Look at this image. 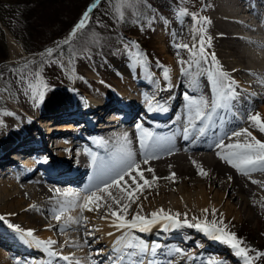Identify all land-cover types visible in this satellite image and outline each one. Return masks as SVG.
<instances>
[{"label": "bare ground", "instance_id": "6f19581e", "mask_svg": "<svg viewBox=\"0 0 264 264\" xmlns=\"http://www.w3.org/2000/svg\"><path fill=\"white\" fill-rule=\"evenodd\" d=\"M196 1L200 3L202 0ZM214 1L215 3L213 2L214 4L210 6L208 11V20L210 22L207 23L206 28L209 31L203 30L201 34L209 41L206 45L207 51L210 54H215L216 63L221 66L223 71L229 74L232 80H237L236 83L242 81V72L250 75V79L253 80L249 85L239 86L236 84V94L238 95L237 92L243 94L244 91H248L244 101H242L244 114L259 113L264 118V105H260L259 109L255 110L253 107L257 102V97H252L249 93V87H257L260 88L261 97H264V74L257 70L256 67H247L245 66L246 64L244 66L241 64L242 61L249 58L253 64L264 66V53L258 52L255 48L257 45L251 39L242 38L238 35L239 33H236V29H240L243 26V22L235 20L236 14L229 12L227 8L223 7L224 1H228L235 11L239 9V12H236L238 15L240 14L245 20H249L250 17L247 18V16L252 10H257L264 17V0ZM254 4L257 8L254 7ZM186 6L189 8V3ZM9 39L12 40V37L9 36ZM11 42H13L10 45L11 51L20 49L16 42L13 40ZM242 42L251 46V50L241 46ZM261 48L264 49V45ZM204 65V67L201 64L198 66L193 65L191 69H188V72L179 74L177 68L173 67L172 60L167 58L166 63L161 65L162 68L167 67L169 70V79L167 81L163 79V70L159 69L160 72L155 73L153 78L144 70L146 67L142 66L139 78L126 77L120 82H114L116 86L109 84L104 79L102 81L96 72H90L88 75L91 77L90 82H96L92 80L95 77L94 79L99 81V83H95L97 85H94L93 90H91L92 88L90 89L91 96L88 100L81 101L72 96L70 101V95L64 94L60 97L62 95L60 92L48 91V97L57 95V98H66L70 102H67L66 105L58 110L61 112L51 113L52 110H48L47 107V110H45L46 118L41 120L40 123L34 120L41 116L29 118L28 125L35 122V129L26 128L28 125L26 124L27 126H25L24 120L20 119L7 127L6 131L1 132L0 175H6L11 172V174H15L12 176L14 178H16L17 174L20 178L32 179L33 182L27 183L25 189L32 191L33 197L30 201H25V190L12 192V183L9 184L0 179V217H3L0 220V244L5 246L10 252L14 251L22 255H28L35 251L49 255L42 247H36L31 243H26L25 239H21L20 234L10 227L6 220L8 218V216L4 215V212H8L6 209L18 212L22 209L25 211L34 210L36 206L37 208L39 206L49 215H52L54 210L57 209L58 203L67 206L75 200L74 195L69 194L64 189L69 187L66 186L67 183H72L80 189L77 193L84 195L85 193L81 191L95 184L92 179L85 184L82 183V178L87 174L88 167L94 166L93 156H96L98 161L101 159L107 161L119 147V144L124 141L125 136L130 142V148L135 154V159L138 162L141 161L144 150L139 146L140 132L136 127L137 124H142L143 128L152 131L156 136L171 138L167 148L171 149L172 154H167L165 149H158L157 155L159 158L151 160L150 165H142V167L151 166L155 169V175L161 178L168 177L170 172H175L176 180L173 182L169 179H160L151 189H146L140 195L138 201L139 204L143 205L142 211L137 207V204H133L128 214L129 219L137 211H141L142 215H147L163 207L166 210H170L173 214L179 212L181 214L178 218L180 221L185 218L184 213H187L189 218L198 217L202 220V217L205 216L202 210L207 208L209 209L207 215L214 219H220L222 216L223 223L231 224L242 218V214L247 211V206L254 205L256 207L257 200L264 204V167L258 166L257 170H246L245 173L247 175L245 176V173H241L231 167L216 155L218 149L214 147L215 141L219 137H223L226 132L230 133V131L242 129L243 127L239 122L241 116L235 117L236 115L233 114V111L221 110L220 115L224 117L222 125L217 121L207 130L206 135L203 137L195 139L190 137L186 141L182 136V128L187 123L185 93L197 98L203 96L208 100L214 97V92L207 76V71L211 68V64L204 63ZM1 67L2 65L0 70ZM159 76H161V80ZM179 87L184 93L182 96L179 95ZM150 101L152 102L153 111L148 110ZM240 104H237V107L240 108ZM160 107L167 108V111L157 110ZM137 110H141V115L145 114L146 117L138 115ZM238 111L239 109L235 113L238 114ZM106 113L110 114L112 118L107 120ZM135 117H139L138 121L130 123ZM49 120L56 122H50ZM120 123H123L124 126L122 128L116 127ZM68 128L72 129L66 130ZM193 135L195 136L196 134L193 133ZM75 137L82 138L83 142L79 143L80 146L73 144V138ZM239 139L241 141L246 140L245 136H241ZM226 142L229 141L226 140ZM43 155H45V161L41 159ZM26 156L28 161H26ZM193 160L197 161L208 172L207 176L198 174V169L192 163ZM32 164L39 167L43 164L44 169L36 176H33L30 171L31 168L28 166ZM24 165L27 168H24ZM170 165L171 168H169ZM145 175L150 179L152 173L145 172ZM229 176L231 180L228 179ZM194 179L196 181H193ZM178 181L182 182V189L176 188L175 183ZM172 190L177 193L171 195L170 191ZM56 191L62 192V195L56 196ZM113 192L116 194V190H113ZM63 198L66 199L63 200ZM57 200L60 201L57 202ZM66 200H68L67 203L64 202ZM213 208L217 210L216 216L211 214ZM106 211V208H101L99 211L85 210L83 216L87 218V223L83 225L73 223L70 227L89 226L92 229L91 222L88 220L96 222L97 225L95 226L94 224L93 230H97L96 233L100 234L96 235V240L100 242L106 241L105 244L109 246L111 254L115 255L112 251L113 243L122 233L111 226V218H101ZM79 215V208H73L70 212L64 214L60 223L54 218L56 221L54 226L57 228L60 226L68 227L64 224L67 217H77ZM32 224L33 222L28 223L30 227ZM181 226L165 228L162 223H158L152 226L149 232L135 231V235L142 238L149 245L153 242L158 244L155 253L149 252L148 255L143 257L145 264H148L149 261L151 264H211L212 261H219L221 264H239V261H236L237 263L225 262L228 257L227 254L224 257L222 255L218 260L205 259L208 252L212 250L217 252L225 251V248L221 243L213 239H208V242L202 234L194 237L195 235L190 233L192 232L190 230L194 228L188 225ZM46 228V230H42L38 234L34 232V235L41 240L47 238L55 239L50 231L52 227L50 229ZM128 231L132 232L134 230L129 229ZM109 233H113V235H109ZM192 233L194 234V232ZM197 238L199 239L200 249L195 251V253L189 254L186 251H189V249L194 251L193 248ZM64 244L84 246L86 241L71 240V242ZM177 249L183 251L178 252L176 251ZM55 250L64 256L68 251H63V248H56ZM103 251L101 250V252ZM91 253L93 252L91 251ZM75 255H78V257L86 256L85 247L80 249ZM57 256L59 257L60 255ZM94 259L95 257H91L90 260L93 261ZM34 260L37 259L34 258ZM44 262L46 263L47 261L42 260L41 263ZM0 264H8L7 257L1 251Z\"/></svg>", "mask_w": 264, "mask_h": 264}, {"label": "rangeland", "instance_id": "374dc122", "mask_svg": "<svg viewBox=\"0 0 264 264\" xmlns=\"http://www.w3.org/2000/svg\"><path fill=\"white\" fill-rule=\"evenodd\" d=\"M30 1L33 2L32 5L36 8L37 10L36 12H38L39 9L42 7L41 2L43 0H30ZM44 1H45V4L50 7V12H49L50 14H54L55 10L53 9L58 8L60 6V3H58V0H44ZM155 1H156V5L155 6L152 5L151 14L149 15L144 14V19H142V21L140 22V25L136 26V28L133 29V31H130L132 32V34H127V36L131 37L129 39L130 44L132 42H135L136 48L141 53L145 54L146 59H147V64L142 65V66L146 67L144 68V70L147 71L153 78H154L155 73L160 72L159 69L161 71L163 70L161 65L163 63H166L167 58H170L172 60L173 67L177 68V70L179 71V74L185 73V72H182V68H184L186 72H188V69H189L188 62H192L193 58L189 54L188 49H183V48L177 49L175 45L177 43L188 44V45L198 44V41L202 34V31H200V29L208 30L206 26L208 25L207 23H209L210 21L208 20V22H205L201 20L198 23L195 22L196 23L195 24L191 13H196L199 17L202 16V17L208 18V11L210 10V6H212V4L215 3V1L214 0H202L201 1L202 4H200L201 2L198 3L196 0H155ZM188 3L190 5L189 8L186 6ZM12 4H15V5H10L9 3H7V0H3V2L0 3V13H1L0 15V42L7 49L8 54L6 58L9 59L11 62L9 63V65L18 66L17 68L18 71H16V75L18 76L20 73V70L24 69V65L27 61H36L37 59H39L40 53L45 52L46 49L49 47H55L56 44L66 39L69 31H67V33L63 34L61 37H58L57 39H55L51 44L46 45L44 47L45 49L43 48H42L43 50L35 49L33 47V44L37 45V41L39 42L43 38L46 39L47 37L50 38L52 37L53 34L51 35L50 28H48L45 25V21L42 22L45 26L41 27L40 30H34V32H32L31 27H29V29L27 28L29 25H31L35 21H38V19L44 18L46 20L50 15L48 17L45 15L46 18L42 15H35L30 18V22H29L30 24L27 25V20L25 21L24 17L31 16L32 14L31 13L27 14V11L25 10H24V16L21 14V11L26 6V3L22 2L19 5L16 3H12ZM125 6H127V4L124 3V0H107L104 3H103V0L102 1L99 0V3L97 4V6L93 9L95 10L99 8L100 10L96 11L95 13L94 19L92 21L94 25L93 27L94 30H92L91 33H97V34L98 33H109V32H112V29L114 28L117 29L116 27L118 24L113 25L111 21L114 18L116 19V17L118 18L117 11L121 13L119 15L124 14L122 13V10ZM86 7L80 13L79 15L80 17L82 13L87 9ZM223 7L227 8V6L224 4H223ZM72 9L74 8L66 10V13H68L69 18L61 20L59 23H57L54 26L55 29L57 28H59L60 30L65 29L66 25L68 24V20L70 19L73 20L77 17V13L80 9V6L76 8V11L74 13H71ZM115 9H117V11ZM184 9H187L189 14L185 16H180L179 13ZM92 13L91 15H94L93 11ZM117 32H118V29H117ZM39 33H42V35H39ZM29 35L30 36L35 35L36 39L34 41L30 40ZM9 36H11L12 40L16 42V44L19 45L20 49L13 50V51L10 50L11 49L10 45H12L13 42H11L12 40L9 39ZM59 39H63V40L59 42ZM81 39H83V37L79 38V40ZM104 42L105 40L103 41V43ZM112 44L117 49L116 52H113L107 49L105 47V44L100 49L103 53H107L109 55V57L107 56V58L104 57L103 55L96 54L94 52H89V51H83L78 56L75 57L69 52L68 48H66V46L64 45L63 51L65 55L61 58L64 64V67L61 66V62L59 61L55 63L46 62V61H50V58L45 56V58H47V60L46 59L43 60V62L45 63V68L39 70L41 72L42 80L47 85L46 89L44 90L45 95H44V99L42 102L38 100V97L34 99L32 93L28 91L27 85H22L17 80V76L15 77L10 76V79L7 82H5L3 78H0V110H1L0 111L1 112L0 114V133L6 131L7 127H9L10 125H13L15 121H18L20 119H23L25 126H27L29 118L34 117V116H41L37 118L36 120H34L40 123L41 120L46 118L45 110H47V107H48V110H52L51 113L61 112L58 110L62 106L66 105L67 102H70L72 96L81 101L88 100V98L91 96L90 89L92 88L91 90H93L94 85H97L99 83V81L94 79L95 77L92 80L96 82H92V83L90 82L91 77L88 76L90 72H96L101 77L100 79L102 81L106 80L109 84L111 83L114 86H116L114 82L115 83L120 82L126 77L139 78L140 69L142 66H137V65H134L133 63H130V57L127 51L125 50L124 44H121L120 42H117L114 40H112ZM69 57H71V61H69ZM181 59L185 61V64L182 65L180 63ZM249 61L250 59L247 58L245 59V61H242L241 64H243L244 66L245 64L248 65L252 63L251 61L250 62ZM201 65L202 67L205 66L203 62L201 63ZM25 71H30V70L25 69ZM0 74H1V70H0ZM241 74H242L243 79L241 82L238 81V83L236 84H238L239 86L249 85L253 79H250V75L245 72H242ZM160 77L161 76H159V78ZM100 84L103 85L102 82H100ZM4 89H7V91H4ZM52 90L55 92L56 91L60 92V94H62L60 97H62L64 94L70 95V98H69L70 101L66 98L65 99L60 98V97L57 98V95L48 97L47 92L52 91ZM179 90H180V87H179ZM55 92H51V93H55ZM244 92L243 94L241 92H237L238 93L237 100L233 101V107L231 111H233V114L236 115L235 117L241 116L239 118V122L243 128H247L252 133L253 136L255 135L254 137H256L257 139L261 141H264V132H260L258 127L254 126L252 122L248 120L247 117L249 116V114L247 115V113L244 114L243 112L244 107H243L242 101H244L246 94H248V91H244ZM249 93L251 94L252 97H255V98L257 97L256 98L257 102L254 104L253 108H255V110L256 109L258 110L260 105H264V99H263L264 97H261L262 94L260 93V88L249 87ZM183 94H184L183 91L180 90L179 95L182 96ZM236 102L237 104L241 103L240 108L237 107V104L234 105V103ZM237 109H239L238 114L235 113L237 112ZM137 111H138V115L146 117L145 114L141 115L142 114L141 110H137ZM56 114H59V113H56ZM138 119L139 117H135L130 121V123L137 122ZM262 120H264L263 117H262ZM49 121L56 122L53 120H49ZM117 126L122 128L124 125L123 123H120L119 125L117 124L116 127ZM26 128L35 129V122H32ZM245 139L247 140L249 138L245 136ZM81 142H83L82 138L80 137L73 138V144L75 143L76 146H80L79 143ZM27 156L25 158H27ZM37 157H39V155H37ZM41 157H42L41 158L42 161H45V155ZM26 161H28V158ZM28 166L31 168L30 171L33 173V176H36L37 174H39V172H41L42 169H44L43 164H41V167L36 166L35 164L28 165ZM24 168H27V166L24 165ZM14 175L15 174H11L10 172L9 174H6V175L5 174L0 175V179L8 182L9 184L12 183V186H11L12 192H19L21 190H25V198H26L25 201H30L31 198L33 197V193L32 191H29L28 189H25V188L27 187V183H32L33 180L26 179V178H20L17 174L15 176L16 178H14L12 177ZM246 175L247 173H245V176ZM193 181H196V180L194 179ZM175 186L177 189H182V182H179V181L176 182ZM64 189L65 191H68L69 194H77V191H80V189L75 186L65 187ZM61 190L63 189L61 188ZM56 192H57L56 196L62 195V192L61 193L60 191H56ZM81 192L85 193V190ZM176 193L177 192L174 190L170 191L171 195H174ZM64 199L66 198H63V200ZM59 201L60 200H57V202ZM64 202L67 203L68 200ZM239 203L241 206H243L241 202ZM261 204H262L261 201L257 200L256 207L254 205L247 206V209H246L247 211L245 212L246 214L245 213L242 214V218L234 221L231 224L224 223V225L227 226V230L231 232H235L237 236L241 240L244 241V244L246 246L252 249L264 252V208H263L264 204L262 205ZM6 210L8 212H4V215L8 216V218L7 219L5 218V219L8 221L10 225H18L21 229H24V230L33 229L36 234H38L42 230L43 231L46 230L47 229L46 227H48L49 229L50 227H52L50 231L53 235L52 237L55 238L52 240H55L57 243L52 245L51 249L55 250L56 248H59V249L63 248V251L68 250L65 256L70 257L69 261H64L63 259H61L60 256L59 257L51 256V255L38 252V251L31 252L28 255H22L21 253L14 252V251L10 252L5 246L0 244V251L2 254H4L7 257L8 264H112L111 258L114 255L111 254L109 246L105 244L106 241L100 242L96 240L97 239L96 235L99 234V233H96L97 230L93 231V227L97 225L96 222H93L92 220H88L93 224L92 225L90 223V225L92 226V229L89 226H83V227H63V226L61 227L60 226L57 228L54 226L56 225L55 224L56 221L54 220V213L52 215H49L42 207L38 206L37 208L36 206L34 210L25 211L24 209H22L21 211H18V212H12L11 210H8V208ZM98 217H100V215H98ZM187 218L190 223L196 222L193 218H189V217ZM211 218L214 219L211 216H209L208 219L212 220ZM183 220L184 218L181 220L182 221L181 227H183L184 225ZM29 222L30 223L33 222L31 227L28 225ZM190 231L194 232V234L190 232L191 235H195L194 237H196L198 234L200 235L202 234V236L205 237L208 242H209L208 239H213L221 243V245L225 248V251L221 250L217 252L216 250H212L208 252V255H206L205 259L218 260L220 259L219 257H221L222 255L224 257V255L227 254L228 257L226 258L225 262L239 261V264H244L243 259L241 257H237L234 254L235 250L232 249L229 245L214 239L213 237L205 234L204 232L196 228L191 229ZM90 232H93V236L92 234L91 235L88 234ZM71 240L86 241V244L84 246L83 245L71 246V245L64 244V243L71 242ZM198 240H199L198 238L195 240V246L193 248L194 251L189 249V251H186V252H188L189 254H192V253H195V251H197L198 249H200ZM84 247H85L86 256H83V257H78V255L76 256L75 253H77L80 249H83ZM101 250H104V251L101 252ZM91 251L93 253H91ZM222 251L224 252L222 253ZM88 252L89 254L87 255ZM250 254L255 255V252L250 253ZM91 257H95V259L92 261L90 260ZM34 258H36L37 260L33 261ZM42 260L47 261V262L41 263ZM49 261H51V263H49ZM254 264H264V257L257 258L254 261Z\"/></svg>", "mask_w": 264, "mask_h": 264}, {"label": "snow or ice", "instance_id": "6c2138e0", "mask_svg": "<svg viewBox=\"0 0 264 264\" xmlns=\"http://www.w3.org/2000/svg\"><path fill=\"white\" fill-rule=\"evenodd\" d=\"M98 2L99 0H94L82 13L81 18L73 26L68 38L56 44L55 47H49L45 52L40 53L41 57L47 56L50 58V61L46 62L55 63L59 61L61 62V66L64 67L61 59L65 55L63 45H68L71 38L75 37L80 30L86 27L91 13ZM124 3L135 4L136 0H124ZM179 14L180 16H185L189 13L187 9H184ZM191 15L194 22L198 23L201 20L208 22L207 17H199L196 13H191ZM200 31H203V29H200ZM208 43L209 41L201 35L198 44L188 45L177 43L175 45L177 49L183 48L189 50V54L193 57V61L188 62L189 69L194 64L198 66L202 62L212 65L207 71V76L214 92V97L208 100L203 96L197 98L185 93V99L187 101L185 105L187 123L182 128V136L186 141L190 137L195 139L205 136L207 130L217 121L222 125L224 117L220 115V111L225 109L231 111L233 101L237 99L236 81L232 80L229 74L223 71L221 66L216 63L215 54L208 53L206 49ZM124 47L130 57V63L137 66L147 64L145 54L136 48L135 42ZM69 61H71V57H69ZM33 62L27 61L25 63L24 69H21L17 76V80L22 85H27L28 91L32 93L34 99L38 97V100L42 102L45 95L44 90L47 85L41 78V72L36 71L33 73L25 71L28 65ZM180 63L183 65L185 61L181 59ZM182 72H186V70L182 68ZM0 78H2V74H0ZM163 79L165 81L169 79V70L167 67H163ZM4 91H7V89H4ZM148 110H154L151 101L149 102ZM157 110L167 111V108L160 107ZM247 118L254 126L258 127L260 132H264V120H262L259 113L249 115ZM136 127L140 132L139 146L144 150L141 161L138 162L135 159V154L130 148V142L127 140V136H125L124 141L119 144V147H117L116 151L112 153L107 161L102 159L98 161L97 157L93 156V164L98 169V173L95 176L97 182L88 189H85L84 195L78 193L72 194L75 197L74 201L70 202L67 206L58 203L57 209L54 210V218L60 223L66 212H70L73 208H79V216H68L67 220L64 221V224L70 227L73 223L76 225L87 223V218L83 216L85 210L99 211L101 208H106L107 211L101 218H111V226L122 233L113 243L112 251L115 255L111 258L112 264H145L143 257L148 255L149 252H156L158 244L153 242L149 245L142 238L136 236L135 231L149 232L152 226L158 223H162V226L165 228L181 226V221L178 219L181 214L179 212L173 214L170 210H166L163 207L147 215L141 214L143 205L138 203L140 195L146 189H151L160 179H169L175 182L176 173L170 172L168 177L161 178L155 175V169L151 166L146 168L142 167V165H150L151 160L159 158L157 155L158 149H165L167 154L171 155V149L167 148V145L171 142V138L156 136L152 131L143 128L142 124H137ZM193 133L196 135L194 136ZM241 136H246L249 139L241 141L239 139ZM226 140L229 142H226ZM99 142L104 143L103 141ZM214 147L218 149L216 155L221 160L241 173H245L246 170H257L258 166L264 167V141L254 137L247 128H242L239 131L233 130L230 133L226 132L223 137H219L215 141ZM192 163L198 169L199 175H208V172L197 161L193 160ZM169 168H171V165ZM145 172L152 173L150 179L145 175ZM228 179L231 180V177L229 176ZM253 182L255 183V181ZM113 190H116V194H114ZM133 204H137V207L141 211L133 213L129 219L128 214ZM202 211L205 213L204 218L201 220L198 217H193L196 221L195 223H190L187 218L188 214L184 213L185 218L183 224L196 228L214 239L229 245L235 250L234 254L243 259L244 264H254L257 258L264 257V252L246 246L244 241L235 232L227 230L222 216L220 219L209 220L207 215L209 209L205 208ZM211 214L212 216H216L217 210L213 208ZM2 219L3 217H0V220ZM10 227L14 228L20 234L21 239H25L26 243H31L36 247H42L51 256L60 255L64 261L70 260L69 256L61 255L51 249V246L57 243L55 240L51 238L41 240L34 235L33 229L24 230L18 225H10ZM129 229L134 231L129 232ZM91 234L92 232L89 233V235ZM109 235H113V233H109ZM176 251L182 252L183 250L177 249ZM253 252H255V255L250 254ZM148 264H151V262L149 261ZM211 264H221V262L212 261Z\"/></svg>", "mask_w": 264, "mask_h": 264}, {"label": "trees", "instance_id": "16d2710c", "mask_svg": "<svg viewBox=\"0 0 264 264\" xmlns=\"http://www.w3.org/2000/svg\"><path fill=\"white\" fill-rule=\"evenodd\" d=\"M91 0H58V3H60V6L58 8H55L54 14H50V7L45 4V1L43 0L41 2L42 7L39 9L38 12H36V8L32 5V1L30 0H7V3L10 5H15L12 3L20 4V3H26V6L23 8L21 11V14L24 16V10L27 11L28 13H31V16H25V21L27 20V25L30 23V18L35 16V15H42L45 17V15L49 17L45 20L44 18L38 19V21H35L31 25L28 26L31 27L32 32L34 30H40L41 27H44L45 25L50 28V33L52 37H47L46 39L43 38L39 42L37 41V45L33 44V47L35 49H42L46 45L51 44L55 39L58 37H61L63 34L67 33L69 29L73 26V24L79 19L80 13L83 11V9L87 6V4ZM102 1V0H101ZM107 0H103V3L106 2ZM3 2V0H0V3ZM199 3V2H198ZM17 5V6H18ZM152 5H156L155 0H136L135 4H127L122 10L123 15L120 12L117 11L118 13V18H114L111 23L118 24L117 29H112V32L109 33H91L94 27L93 25V19L95 16L96 11L100 10L99 8L93 10L94 15H91L90 20L88 21L86 27L82 30H80L75 37H72L70 40V43L68 45H65L66 48H68L69 52L74 55L75 57L78 56L81 52L83 51H89V52H94L96 54L103 55L104 57L107 58L109 55L107 53H103L100 49L102 46L105 47L113 52H116L117 49L114 47L112 44V40L120 42L121 44L124 45H129L130 44V36H127V34H132L133 29L136 28V26L140 25V22L142 19H144V14H151V7ZM80 6V9L77 13V17L73 20H68V24L66 25L65 29L60 30L59 28L55 29L54 26L59 23L61 20L69 18L68 13H66V10L72 9L71 13H74L76 11V8ZM83 7V8H82ZM82 8V9H81ZM47 9V10H45ZM102 9V8H101ZM103 10V9H102ZM139 10V12H138ZM138 12V13H137ZM137 13V14H136ZM93 14V13H92ZM1 15V13H0ZM122 16V18H121ZM46 18V17H45ZM41 20V21H40ZM45 21V25L42 23ZM36 35V33H35ZM30 36V40L34 41L36 39V36ZM39 35H42V33H39ZM85 35V37H84ZM79 40V38H82ZM105 42L103 43V41ZM64 47V45H63ZM7 49L6 47L0 42V62L6 59L7 57ZM47 58L44 57H39L36 61L28 65L27 70L32 71L33 73L36 71H39L40 69L45 68V63L43 60ZM18 66H12V65H6L1 68V74L2 78L5 82L9 81L10 76H17L16 71H18ZM15 70V71H14ZM1 111V110H0ZM1 114V112H0Z\"/></svg>", "mask_w": 264, "mask_h": 264}, {"label": "water", "instance_id": "95a60500", "mask_svg": "<svg viewBox=\"0 0 264 264\" xmlns=\"http://www.w3.org/2000/svg\"><path fill=\"white\" fill-rule=\"evenodd\" d=\"M93 2H94V0H92V1L87 5L86 8H88ZM74 25H75V24H74ZM74 25H73V26H74ZM73 26H72V28H73ZM72 28L69 30V32H68V34H67V37H69V33L71 32ZM67 37H66V38H67ZM62 40H63V39L59 40V42L62 41ZM43 49H45V48H43ZM43 49H42V50H43ZM8 63H10V61L6 59V60H4V61H2V62L0 63V66H1V65L3 66V65L8 64Z\"/></svg>", "mask_w": 264, "mask_h": 264}]
</instances>
